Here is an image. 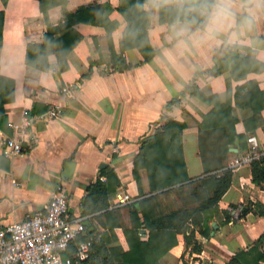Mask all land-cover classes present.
Here are the masks:
<instances>
[{
	"label": "crops",
	"instance_id": "obj_1",
	"mask_svg": "<svg viewBox=\"0 0 264 264\" xmlns=\"http://www.w3.org/2000/svg\"><path fill=\"white\" fill-rule=\"evenodd\" d=\"M64 1L51 8L44 20L37 0H7L4 5L0 0L4 13L0 77L13 82V101L4 105L0 154L6 138L25 132L22 153L8 158L9 172L0 170V229L40 210L58 186L67 195L69 216L82 215L87 187L98 179L103 182L102 172L111 170L119 185L109 197L107 210L88 215L85 221L89 233L99 236V241L104 236L110 248L123 244L133 229L131 207H115V198L123 192L140 199L132 176L133 159L141 144L161 130L162 115L183 125L181 152L189 180L208 171L217 173L245 152L247 143L237 136L254 135L264 147V128L248 121L252 110L241 106L236 96L239 87L251 83L264 93V70L260 71L264 64V0H228L234 16L212 32L208 19L200 30L186 21H173L172 13L160 12V4L169 10L183 1L196 0H143L142 11L149 13L146 54H155L145 63L135 47L137 41L125 39L127 23L118 11L120 0ZM89 5L99 6L94 19L102 24L73 25L81 39L65 57V71L58 73L54 49L47 58L48 71L25 64L28 43L41 44L48 27H61L70 14ZM105 24L115 28L109 33ZM113 54L134 68L108 72ZM234 57H244L246 63L233 68L230 59ZM90 68L89 77L83 79ZM219 68L218 75L209 74ZM63 87L70 93L61 94ZM54 108L61 112L57 118L49 116ZM213 112L202 130L203 117ZM260 116L264 123V108ZM231 120H235L232 142L226 128L219 127ZM251 171L250 165L232 173L229 189L210 214L209 238L196 233L203 251L190 254L183 235L177 234L176 245L159 264H226L237 253L251 249L264 235V215H258L264 210V183H253ZM139 180L142 193L148 195L145 169L139 172ZM243 209L249 213L241 218ZM107 211L115 216L110 221L112 230L105 224ZM140 232L145 241L148 232ZM259 249L264 251V241Z\"/></svg>",
	"mask_w": 264,
	"mask_h": 264
},
{
	"label": "trees",
	"instance_id": "obj_2",
	"mask_svg": "<svg viewBox=\"0 0 264 264\" xmlns=\"http://www.w3.org/2000/svg\"><path fill=\"white\" fill-rule=\"evenodd\" d=\"M3 5L7 0H1ZM39 10L46 20L48 11L58 5H63L64 0H37ZM121 7L118 11L125 19L127 26L125 29V39L136 40L135 47L143 56V63L149 61L155 55L152 51L146 54L148 49L147 29L149 26V13L142 11L143 0H120ZM214 0H196L195 2L183 1L181 6L163 9L160 4L161 14L172 13V19L188 22L195 29H203L207 23V8ZM125 5V7L123 6ZM193 5V10L189 6ZM99 6H82L74 13L70 14L67 21L61 27H48L41 44L28 43L25 55V64L39 71H48V55L54 49L58 73L66 70L65 57L81 39L73 30V25L78 23L102 24L94 17L99 14ZM205 10L204 14H200ZM91 17V19L89 18ZM4 13L0 11V48L2 45ZM107 31L115 28V25H104ZM64 29L62 35L54 38L57 31ZM246 63L243 57L230 59V64L234 68L238 64ZM123 57L112 55L110 73L124 72L133 69ZM264 70V64L260 67ZM91 68L83 79L89 77ZM221 69L209 71L210 75H218ZM229 81L227 82V84ZM244 89L247 93L240 94ZM190 93V89H186ZM192 93H195L193 91ZM239 94V96H238ZM237 102L241 106H248L252 110V116L248 119L254 127L259 125L264 128L261 121V110L264 108V93L258 91L256 84H247L237 89ZM13 101V82L0 77V129L6 122L4 105ZM243 103V104H242ZM169 106L165 107L168 110ZM218 109V108H216ZM217 111V110H216ZM215 111V112H216ZM218 112V111H217ZM203 117L201 129H206V121L213 118ZM161 130L149 136L140 147L139 153L133 159L132 176L137 183L140 199L130 205V218L133 222V229L125 236L123 244L108 247L104 242V236L95 242L91 248V255L88 260L78 261L72 259V264H159V259L163 257L177 243L176 235L182 234L185 244L190 248V254H200L203 251L202 245L196 240L198 233L204 238H209L210 227L208 226L210 214L216 209L218 202L229 189L232 173L224 171L215 173L208 171L199 179L189 180L182 158L180 137L183 125L173 122L166 115L161 116ZM230 120V119H229ZM235 120L222 124L226 128L229 141H233V127ZM230 134H233L230 139ZM246 137L237 136L238 141L246 143ZM145 169L148 176L150 192L145 195L141 191L139 172ZM252 182L260 185L264 183V156L251 164ZM105 180H97L87 187V194L81 201L83 216L92 215L100 211H106L108 200L119 181L111 170L102 172ZM172 198V199H171ZM248 209H243L240 217L243 218ZM226 221L229 220L227 213L223 214ZM259 216L264 215V210L258 212ZM106 227L110 230L114 228L110 221L114 220L113 212L107 211L104 214ZM141 230L148 232L147 239L142 241ZM87 233H89L87 229ZM90 234V233H89ZM264 241L261 236L248 252H239L226 264H264V251L259 246Z\"/></svg>",
	"mask_w": 264,
	"mask_h": 264
},
{
	"label": "built area",
	"instance_id": "obj_3",
	"mask_svg": "<svg viewBox=\"0 0 264 264\" xmlns=\"http://www.w3.org/2000/svg\"><path fill=\"white\" fill-rule=\"evenodd\" d=\"M111 72L110 69L107 70ZM61 94H69L67 87L60 89ZM60 110L54 108L49 116L57 118ZM28 119L25 121V126ZM25 132L4 140L1 155L5 158L20 155L23 151ZM247 150L234 157L218 173L250 166L264 156L256 136L246 138ZM103 180V179H102ZM137 199L119 192L115 207L130 206ZM239 212H235L238 215ZM89 216H69L68 199L64 189L58 186L37 212L27 215L20 222L0 229V264H72V259L85 261L90 258L91 248L99 241V236L87 233L85 221Z\"/></svg>",
	"mask_w": 264,
	"mask_h": 264
},
{
	"label": "clouds",
	"instance_id": "obj_4",
	"mask_svg": "<svg viewBox=\"0 0 264 264\" xmlns=\"http://www.w3.org/2000/svg\"><path fill=\"white\" fill-rule=\"evenodd\" d=\"M207 13L209 32H212L216 27L225 24L234 16L228 0H215L214 3L208 6ZM244 22L247 24L251 23L250 20H245Z\"/></svg>",
	"mask_w": 264,
	"mask_h": 264
},
{
	"label": "water",
	"instance_id": "obj_5",
	"mask_svg": "<svg viewBox=\"0 0 264 264\" xmlns=\"http://www.w3.org/2000/svg\"><path fill=\"white\" fill-rule=\"evenodd\" d=\"M10 161L0 154V170L4 172H9Z\"/></svg>",
	"mask_w": 264,
	"mask_h": 264
}]
</instances>
